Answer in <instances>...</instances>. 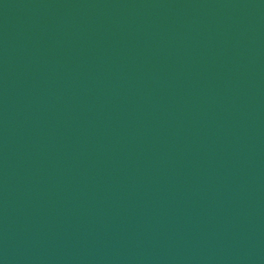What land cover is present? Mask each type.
Masks as SVG:
<instances>
[{
    "label": "water",
    "instance_id": "water-1",
    "mask_svg": "<svg viewBox=\"0 0 264 264\" xmlns=\"http://www.w3.org/2000/svg\"><path fill=\"white\" fill-rule=\"evenodd\" d=\"M0 264H264V0H0Z\"/></svg>",
    "mask_w": 264,
    "mask_h": 264
}]
</instances>
